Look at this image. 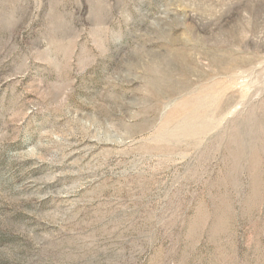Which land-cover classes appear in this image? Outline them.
<instances>
[{
    "label": "rangeland",
    "instance_id": "rangeland-1",
    "mask_svg": "<svg viewBox=\"0 0 264 264\" xmlns=\"http://www.w3.org/2000/svg\"><path fill=\"white\" fill-rule=\"evenodd\" d=\"M0 264H264V0H0Z\"/></svg>",
    "mask_w": 264,
    "mask_h": 264
}]
</instances>
